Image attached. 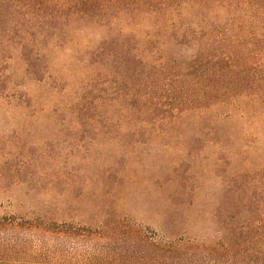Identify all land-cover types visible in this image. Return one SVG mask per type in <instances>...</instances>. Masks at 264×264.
<instances>
[{
  "label": "rangeland",
  "instance_id": "rangeland-1",
  "mask_svg": "<svg viewBox=\"0 0 264 264\" xmlns=\"http://www.w3.org/2000/svg\"><path fill=\"white\" fill-rule=\"evenodd\" d=\"M39 14L0 0V217L72 232H19L32 257L20 263L48 246L52 264H104L86 261L91 247L120 253L133 227L227 235L237 175L264 183L263 105L200 98L180 68L196 47L148 41L143 12V26L115 9L73 24ZM232 33L233 59L250 61L231 69L264 93V29Z\"/></svg>",
  "mask_w": 264,
  "mask_h": 264
},
{
  "label": "trees",
  "instance_id": "trees-1",
  "mask_svg": "<svg viewBox=\"0 0 264 264\" xmlns=\"http://www.w3.org/2000/svg\"><path fill=\"white\" fill-rule=\"evenodd\" d=\"M12 4L38 14L45 12L46 15L39 14L42 18H51L58 13L72 24L91 20L96 15L110 16L115 9V19L125 21L127 26L128 22L139 25L138 15L143 12L152 20L147 26H152L155 31L146 32L148 41L159 36L164 43H173L175 47H196V53L180 68L188 73V79H194L201 92L200 98L214 99V104L228 101L232 106L240 99H247L252 108L259 105L264 108V93L258 89L246 91L256 83L246 86L245 78L231 69L250 61L249 52L233 59L229 49L237 35L232 30L264 29V0H12ZM64 11H69L70 16L64 17ZM242 57L244 60L240 63L238 60ZM221 96L225 99H219ZM251 113L264 115V111L256 112L255 109ZM237 176L242 185L233 192L236 203L227 235L219 233L215 236L216 232L209 236L176 234L171 229L166 234H147L133 227V234L124 239L120 253L104 254L91 247L86 261L104 264H264V183L258 179L256 184L249 183L244 176ZM0 231L3 234L0 237V264H21L20 258L32 259L29 252L24 251L26 243L16 237L19 232H72L46 219L42 222L19 221L15 217H0ZM86 236L94 241L109 238L103 229L87 230ZM40 252L39 258H42L38 264L53 263L51 248L42 247ZM182 256L183 260L179 261Z\"/></svg>",
  "mask_w": 264,
  "mask_h": 264
}]
</instances>
